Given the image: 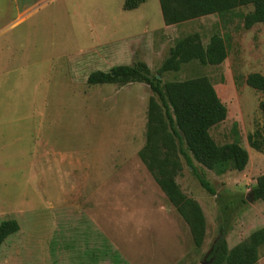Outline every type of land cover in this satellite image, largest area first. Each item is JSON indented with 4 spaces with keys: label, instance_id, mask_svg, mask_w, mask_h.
<instances>
[{
    "label": "rangeland",
    "instance_id": "1",
    "mask_svg": "<svg viewBox=\"0 0 264 264\" xmlns=\"http://www.w3.org/2000/svg\"><path fill=\"white\" fill-rule=\"evenodd\" d=\"M124 2L0 0V223L20 224L0 264H212L221 229L232 249L264 228V202L252 195L264 174V92L246 84L248 74L264 75V23L244 27L248 6L168 26L159 0L134 10ZM193 33L205 46L224 36L228 57L163 80L207 76L228 109L211 136L219 145L238 140L249 153L244 170L222 175L194 161L214 195L181 157L176 180L206 217L201 248L138 155L149 86L88 83L94 72L137 62L155 74ZM257 131L259 150L248 141Z\"/></svg>",
    "mask_w": 264,
    "mask_h": 264
},
{
    "label": "trees",
    "instance_id": "2",
    "mask_svg": "<svg viewBox=\"0 0 264 264\" xmlns=\"http://www.w3.org/2000/svg\"><path fill=\"white\" fill-rule=\"evenodd\" d=\"M146 0H125L124 10H134ZM166 25L180 24L203 16L217 14L224 17L240 7H253L242 15L244 27L264 23V0H159ZM229 48L224 36L214 34L208 44L201 35L193 33L179 40L169 51L157 73L153 74L145 62L119 65L110 71H97L88 77L89 84L146 83L152 95L149 98L146 124V142L138 155L156 183L177 212L188 224L197 248L204 244L206 217L199 202L183 193L176 180L182 171L181 157L192 168L200 184L212 195L216 193L211 182L197 173L194 161L222 175L230 169L242 171L249 162V153L238 140L219 145L210 130L223 122L228 113L211 80L196 76L184 80H163L165 75L179 73L184 66L221 65L228 57ZM246 84L264 92V75L250 73ZM264 116V100L259 104ZM264 130V119H263ZM259 131L250 134L251 147H262ZM255 200L264 202V174L252 188ZM20 230L16 219L0 223V248L5 240ZM264 245V228L255 231L243 243L229 249L226 233L220 230L211 252L212 264H257L260 247Z\"/></svg>",
    "mask_w": 264,
    "mask_h": 264
}]
</instances>
